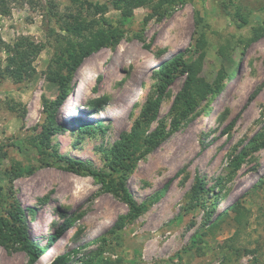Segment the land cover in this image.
Segmentation results:
<instances>
[{
  "label": "rangeland",
  "instance_id": "1",
  "mask_svg": "<svg viewBox=\"0 0 264 264\" xmlns=\"http://www.w3.org/2000/svg\"><path fill=\"white\" fill-rule=\"evenodd\" d=\"M263 1L8 0L9 13H0V215L17 207L41 252L31 263L19 244L0 243V264H44L72 249L67 264H264ZM223 4L249 23L236 28ZM21 40L34 48L35 71L16 82L5 47ZM81 45L92 50L64 79L70 91L53 116L57 79ZM175 56L198 64L190 75L175 72L131 158L126 190L143 206L135 214L123 196L64 165L115 178L123 137L156 98L160 64ZM186 84L204 88L187 110ZM94 99H102L95 110ZM66 218L73 232L45 248Z\"/></svg>",
  "mask_w": 264,
  "mask_h": 264
},
{
  "label": "trees",
  "instance_id": "2",
  "mask_svg": "<svg viewBox=\"0 0 264 264\" xmlns=\"http://www.w3.org/2000/svg\"><path fill=\"white\" fill-rule=\"evenodd\" d=\"M263 7L264 1L260 8ZM221 8L223 14L229 17V19L232 21L236 28H241L249 23L248 17L246 16V14H243L239 7H235L233 12H229V10H227L226 5L224 4L221 6ZM0 13H9L8 0H0ZM111 37L114 38L115 35L111 34ZM105 39L106 36L100 37L98 44H102ZM5 48L6 51L9 52V55L7 56V65L5 67V70L11 76V78L16 82H21L22 80L30 77L35 71L34 66L32 65L33 59L31 56V54L34 53V48L31 47V45H29V43L24 40H21V42H15L12 45H7V47ZM91 50L92 47L90 46H79L74 51V54L71 57V62L67 67V75L65 77L63 75L59 76V78L57 79L59 85V92L57 94L56 99L51 103V106L54 107L53 116H55L56 109L61 106L63 101L66 99L67 93L70 91V88L67 86V84L63 82L64 79L66 80L70 78L71 71L81 64L84 58H86L90 54ZM197 64V61L187 63L185 62V60H181L180 56H175L171 60L160 64L158 70L159 82L157 85V96L149 105L145 107V109L141 113L140 119L136 120L132 125L130 134L131 137H123V143L120 144L123 147V156H119V158L116 162H114V165L111 168V171L116 175L115 178H111L112 174L110 173L107 174L105 172L92 169L89 166L76 161L68 162L64 165V168H66L68 171L75 173H80L81 170L85 171L88 176L101 182V184L105 188L111 190L114 194L123 196V200L129 205V207L135 212V214L140 213L142 211L143 206L137 205L128 194L126 190L125 173L128 172L134 166L133 162H131V158L135 156L134 154L136 150H138V142L141 138L144 128L146 127L151 118L150 115L156 111L160 100L167 89V86L172 82L174 78L175 72L187 71L190 75L193 73ZM221 90L222 87H218V92H221ZM195 92L202 93L204 92V88L201 86H196L194 89V87L191 88L188 84H186V86L184 87L183 102L186 110L189 109L192 105L194 98L193 95ZM177 98L178 97H176L175 101L177 100ZM100 101H102V99H94L92 101V106L94 110L98 108ZM47 132L48 130L46 129V127H44L42 130V136H47ZM121 146H117L119 152L122 150ZM125 151H127V153L129 152L128 156H125L127 154L125 153ZM260 184L264 185V179ZM168 185L169 183H166L163 186V188L158 192L156 198H159L165 193ZM196 191L200 192L199 190ZM196 191L194 190V193H197ZM2 193V186L0 185V204L3 198ZM195 197L197 198V195H195ZM65 222L66 223L62 231H57L54 235H52L49 243L45 246V248H53L54 243L59 239V237L64 234V231L66 229L71 230L73 232L74 222L68 218L65 219ZM117 227L119 229H122L123 223H120V225H118ZM117 230L118 229H116L114 233H117ZM7 242L19 244L20 248H22L28 253L31 263L37 261V254L41 252V248L35 243H30L26 239L24 232V219L21 217L20 210L17 207H12V209H6L5 215H0V243L6 244ZM76 253L77 249H72L57 254L51 260L45 262L44 264H67L70 260L71 255Z\"/></svg>",
  "mask_w": 264,
  "mask_h": 264
},
{
  "label": "bare ground",
  "instance_id": "3",
  "mask_svg": "<svg viewBox=\"0 0 264 264\" xmlns=\"http://www.w3.org/2000/svg\"><path fill=\"white\" fill-rule=\"evenodd\" d=\"M81 79V78H80ZM87 80H85V82H86ZM85 82L84 83H82V84H80V85H82V87L84 86V84H85ZM82 87H80V86H78L77 88H76V92L77 93H79L80 92V90H81V88ZM79 94H81V93H79ZM75 95V93L71 96L72 97V99H73V96ZM79 113H75V112H73V113H70V116H75V115H78ZM67 115H69V113H67ZM51 252L52 251H49L48 252V255L50 256V254H51ZM45 254V253H44ZM52 255V254H51ZM46 259H47V257H44L43 259H42V262H44V260L46 261Z\"/></svg>",
  "mask_w": 264,
  "mask_h": 264
}]
</instances>
